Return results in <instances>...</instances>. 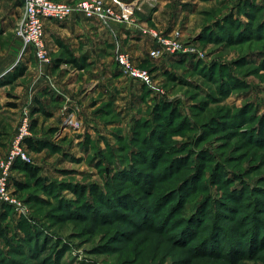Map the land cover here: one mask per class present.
Instances as JSON below:
<instances>
[{"label": "rangeland", "instance_id": "1", "mask_svg": "<svg viewBox=\"0 0 264 264\" xmlns=\"http://www.w3.org/2000/svg\"><path fill=\"white\" fill-rule=\"evenodd\" d=\"M103 1L118 12L117 1L135 3L133 25L113 24L105 61L76 66L58 51L51 72L64 93L17 110L2 98L0 159L27 105L36 175L10 170L19 205L0 201V264H264V0ZM21 4L0 0L10 96L31 80L15 33ZM118 25L180 51L118 38ZM118 50L151 87L119 70ZM102 68L113 71L104 91L92 76Z\"/></svg>", "mask_w": 264, "mask_h": 264}, {"label": "built area", "instance_id": "2", "mask_svg": "<svg viewBox=\"0 0 264 264\" xmlns=\"http://www.w3.org/2000/svg\"><path fill=\"white\" fill-rule=\"evenodd\" d=\"M23 11L19 23L16 25L15 33L21 40V51L25 53L29 50L33 53L38 65L49 64L51 62L45 41H44V19H54L64 21L73 13H76L87 19H94L99 22L107 31L114 33L113 24L131 23L130 10L135 3L130 1H117L116 9L103 0H76L74 2H63L58 0H21ZM137 32L149 36L156 41V47L153 51L158 54L167 51V53H176L180 51V45L165 39L157 34L156 31L141 27L135 28ZM115 60L119 70L137 83H142L151 87V80L145 70L136 68L131 62L128 54L123 51H116ZM27 106V105H26ZM24 107V115L20 120L15 135H13L9 151L5 157L0 159V201L7 204L19 205L13 197L7 192V186L10 178V170L17 160L28 162L26 155L25 139L29 137L30 117L29 110Z\"/></svg>", "mask_w": 264, "mask_h": 264}, {"label": "crops", "instance_id": "3", "mask_svg": "<svg viewBox=\"0 0 264 264\" xmlns=\"http://www.w3.org/2000/svg\"><path fill=\"white\" fill-rule=\"evenodd\" d=\"M69 2H74L76 0H66ZM22 3V1H21ZM22 6V4H21ZM23 8V6H22ZM44 27V38L45 44L48 50V53L52 55V60L61 59L62 55L64 58L70 56L71 58H84L86 62H90L93 60L95 65L98 67L100 62L105 61L104 57L107 56V51L110 52L112 48V41L114 39V35L107 31L105 27H103L99 22L94 19L84 18L76 13H73L68 19L64 21H57L54 19H44L43 20ZM127 26L118 25L117 33L118 38L121 36L126 37L127 41L135 42L138 40V37H143V41L146 42L147 46L150 44L148 42V37L141 35L138 36L133 30L127 29ZM112 34V35H111ZM17 44L21 43L19 37H17ZM141 41V39H139ZM111 42V43H110ZM133 44V43H132ZM139 44V41H138ZM111 46V48H110ZM149 47V46H148ZM60 54H55L56 52ZM148 51V49H147ZM144 51V52H147ZM32 53V52H31ZM113 55V54H112ZM142 61L143 59H139ZM28 59V56L25 54L23 58H21V62L25 65L26 72L30 75V83L18 84L17 93H14V96H10L8 94V90L5 89V86L10 83L9 71L8 69L12 66L13 61L8 62L6 65L0 67V104H6V102L2 103V98L15 100L13 103H8V105L13 110H17L22 108V105L25 103L30 104L31 108L36 104L37 108H40V105L46 104V100L44 98L50 94V92L62 91L63 83L59 81L58 77H55L51 72V63L38 65L35 57L32 53V61ZM57 64V63H56ZM94 63H92L93 65ZM104 73H103V72ZM111 75V72L108 70L101 69V73H94L92 75L93 78H100V86L104 91L105 84H107L104 74L108 73ZM115 71L118 72L117 69ZM108 74V75H109ZM113 77H116L113 75ZM118 78V77H117ZM11 78L12 84H17L14 79ZM113 83H116V79H112ZM59 82V85L57 84ZM62 84V85H61ZM20 85V86H19ZM61 85V86H60ZM47 86H50L49 90H46ZM64 87V86H63ZM51 90V91H50ZM49 101V99H47ZM24 104V105H25ZM7 105V107H8Z\"/></svg>", "mask_w": 264, "mask_h": 264}, {"label": "trees", "instance_id": "4", "mask_svg": "<svg viewBox=\"0 0 264 264\" xmlns=\"http://www.w3.org/2000/svg\"><path fill=\"white\" fill-rule=\"evenodd\" d=\"M70 63H73L74 65H78L77 62L74 60V59H69ZM35 123L34 120H31V127L33 126V124ZM25 145L28 147V148H34V145L35 143L33 142V140L31 139V137L29 138H26L25 139ZM13 170H16V169H21V170H26L27 173L31 176H35L36 175V172H35V169L32 167V165L28 164V163H25L21 160H17L14 165L12 166ZM17 184V183H16ZM19 184H17L18 186Z\"/></svg>", "mask_w": 264, "mask_h": 264}]
</instances>
